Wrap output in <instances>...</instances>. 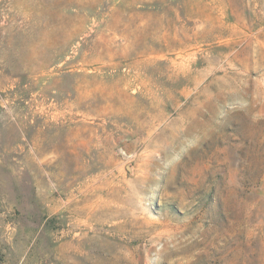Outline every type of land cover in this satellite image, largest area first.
Listing matches in <instances>:
<instances>
[{"label": "rangeland", "instance_id": "374dc122", "mask_svg": "<svg viewBox=\"0 0 264 264\" xmlns=\"http://www.w3.org/2000/svg\"><path fill=\"white\" fill-rule=\"evenodd\" d=\"M0 264H264V0H0Z\"/></svg>", "mask_w": 264, "mask_h": 264}]
</instances>
